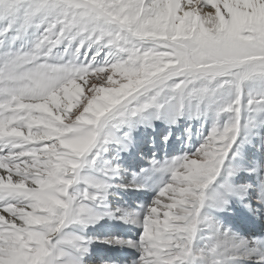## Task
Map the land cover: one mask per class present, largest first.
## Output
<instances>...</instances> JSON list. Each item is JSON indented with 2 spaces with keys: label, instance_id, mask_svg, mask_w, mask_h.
<instances>
[{
  "label": "snow or ice",
  "instance_id": "snow-or-ice-1",
  "mask_svg": "<svg viewBox=\"0 0 264 264\" xmlns=\"http://www.w3.org/2000/svg\"><path fill=\"white\" fill-rule=\"evenodd\" d=\"M234 207L264 220V0H0V264H264Z\"/></svg>",
  "mask_w": 264,
  "mask_h": 264
},
{
  "label": "bare ground",
  "instance_id": "bare-ground-1",
  "mask_svg": "<svg viewBox=\"0 0 264 264\" xmlns=\"http://www.w3.org/2000/svg\"><path fill=\"white\" fill-rule=\"evenodd\" d=\"M207 10H210V9H205V11H207ZM147 195H148V198L150 199L152 194H151V192H149ZM143 198H146V197H144V196H141L140 197V199H143ZM231 213H233L234 216L238 217V221H241V215H242V213L240 212L239 207H234V208L230 209L229 211H227V213L225 212V213H223L221 215L224 216V217H226L227 219L231 220L233 223L238 224L235 221V219H233V217H231L232 216ZM242 224H243V230L244 231L258 230V229L264 227V220H260V219L257 218L255 223L248 222V223H242ZM98 227H100V225ZM105 232H106V230H105ZM102 244H104V243H102ZM98 246H100V245H98ZM98 250L94 249V247H93V255H94V262H93V264H100V261L102 259H106V258L112 257V255H115V253H118L119 250L121 251L120 253H118L119 256L121 255V264H124L125 259L128 260V264H131V255H130L131 250H129V249H121L119 247H113L112 248V251L109 250L108 252H105V253H103V251H101V252L99 251L98 252Z\"/></svg>",
  "mask_w": 264,
  "mask_h": 264
},
{
  "label": "rangeland",
  "instance_id": "rangeland-1",
  "mask_svg": "<svg viewBox=\"0 0 264 264\" xmlns=\"http://www.w3.org/2000/svg\"><path fill=\"white\" fill-rule=\"evenodd\" d=\"M208 9H210V7L208 8ZM211 10V9H210ZM114 79H117V77H114ZM147 198H148V195H147ZM143 199H145V198H143ZM142 199V200H143ZM232 209V208H231ZM229 211V210H228ZM227 213V212H226ZM221 214H223V213H221ZM232 214V216L231 217H233V219H235V221L238 223V225L239 226H241L242 228H243V224L241 223V221H238V217H236V216H234L233 215V213H231ZM118 223L119 222H117V221H111V222H108V223H105V222H101V224L102 225H104L103 227H98L99 225H97L96 226V233L97 234H104V233H106L108 230H109V225H113V226H115V225H118ZM253 225V224H252ZM251 225V226H252ZM252 228V227H251ZM108 229V230H107ZM105 230H106V232H105ZM119 231H124V229L122 230V229H119ZM98 245H100V246H98ZM110 246V247H109ZM93 247H94V249H96V250H98V252L100 251H103V253H105V252H108L109 250H111L112 251V248L114 247V246H111V245H108V244H102L101 242H97V243H95L94 245H93ZM116 251V250H115ZM118 252V251H117ZM121 251L119 250V252L118 253H120ZM118 253H115V255H112V257L113 258H118L120 261H121V255L119 256V254Z\"/></svg>",
  "mask_w": 264,
  "mask_h": 264
}]
</instances>
